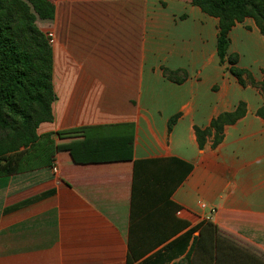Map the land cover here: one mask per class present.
<instances>
[{
	"label": "crops",
	"instance_id": "obj_1",
	"mask_svg": "<svg viewBox=\"0 0 264 264\" xmlns=\"http://www.w3.org/2000/svg\"><path fill=\"white\" fill-rule=\"evenodd\" d=\"M48 1L55 15L42 31L52 39L55 99L52 122L36 133L50 135L55 157L50 166L0 176V264H127L133 162L167 158L192 166L168 198L185 227L133 264L193 229L168 264L182 261L194 239L192 264H264V119L256 116L264 96L219 63L218 20L190 0ZM228 39L237 66L261 81L264 36L254 21L235 24ZM162 68L187 79L170 82ZM239 103L245 116L225 126L215 149L208 141L200 150L194 127L205 129ZM106 126L115 127L71 133ZM116 140H131V162L106 154ZM146 205L138 199L135 212ZM154 211L144 216L151 221L136 218L140 243L156 231L147 217Z\"/></svg>",
	"mask_w": 264,
	"mask_h": 264
},
{
	"label": "trees",
	"instance_id": "obj_2",
	"mask_svg": "<svg viewBox=\"0 0 264 264\" xmlns=\"http://www.w3.org/2000/svg\"><path fill=\"white\" fill-rule=\"evenodd\" d=\"M190 3L205 15L218 20L216 52L219 63L228 65L229 74L241 87H252L264 96V73L261 81L256 82L249 71L237 66L238 56L229 55L227 52L228 32L246 18H251L259 33L264 36V0H190ZM54 15V5L48 0H0V176L50 166L55 157L54 143L50 135L38 136L36 133L40 124L52 122L51 105L55 99L52 88L53 55L50 38L38 28L36 22L49 23L54 19ZM161 71L165 79L176 84H181L187 79L184 71H171L166 68ZM245 114V104L239 103L233 111L221 113L212 119L205 129L194 127L198 148L202 150L209 141L210 148L215 149L223 140L225 126L235 124ZM256 116L264 119V107L256 111ZM178 117L176 115L169 119L168 132ZM114 127H86L71 133L98 132ZM108 144L110 147L107 149V155L118 156L119 162H131V140H116ZM57 150L60 153L62 148ZM191 169L190 164L175 158L133 162L127 264H133L147 256L184 229V225L173 220L176 209L168 198ZM138 199L141 202L146 201L147 205L136 213L134 207ZM154 206L156 211L147 217H155L153 222L156 231L150 236V243L146 245L134 239L132 232L138 216L142 217L140 224L143 221H151L144 216ZM163 221H166L165 233L164 230L160 231L161 228L165 229ZM193 231L194 229L188 230L169 242L161 250L146 257L141 264H168L174 261L184 253ZM209 237L211 238V235ZM207 245L208 241L204 240L201 245L203 250H208ZM195 247L198 248L196 239L189 245L182 261L172 264H192L189 258ZM209 247L211 250V246Z\"/></svg>",
	"mask_w": 264,
	"mask_h": 264
},
{
	"label": "built area",
	"instance_id": "obj_3",
	"mask_svg": "<svg viewBox=\"0 0 264 264\" xmlns=\"http://www.w3.org/2000/svg\"><path fill=\"white\" fill-rule=\"evenodd\" d=\"M47 36L50 38V43H51V42H52L51 34L48 33ZM52 170H53L54 173L57 172L56 165H53ZM200 207H201L202 209L205 208V206H204L203 204H201ZM214 214H215V211H214V210H211V211H210V215H214Z\"/></svg>",
	"mask_w": 264,
	"mask_h": 264
},
{
	"label": "rangeland",
	"instance_id": "obj_4",
	"mask_svg": "<svg viewBox=\"0 0 264 264\" xmlns=\"http://www.w3.org/2000/svg\"><path fill=\"white\" fill-rule=\"evenodd\" d=\"M46 22H39V21H37L36 22V25L38 26V28L42 31V29H45V27H46ZM49 32H47V34H48ZM44 127H47V126H44Z\"/></svg>",
	"mask_w": 264,
	"mask_h": 264
}]
</instances>
